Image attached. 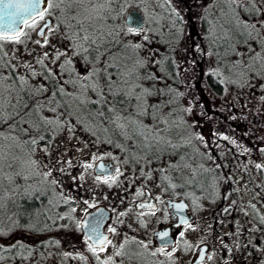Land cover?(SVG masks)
I'll return each mask as SVG.
<instances>
[{
	"label": "trees",
	"instance_id": "trees-1",
	"mask_svg": "<svg viewBox=\"0 0 264 264\" xmlns=\"http://www.w3.org/2000/svg\"><path fill=\"white\" fill-rule=\"evenodd\" d=\"M147 1L151 6L145 0H49L45 10L59 29L57 34L50 35L45 45L30 44V56L23 63H16L0 45V139H11L16 146L11 162L24 170L20 175L28 174L34 200L42 198L37 193L50 192V183L39 171L36 157H31V141L47 145L55 135L67 132L104 145L111 142L121 154L144 153L147 156L140 158L157 166L158 184L168 195L183 197L194 210L201 200L216 203L211 209L213 227L231 214L236 199L228 165L237 153L230 144L223 150L221 139H204L203 132L188 122L189 108L180 105L183 88L174 61L179 31L161 19L171 17L180 28L176 4L199 12L196 63L199 66L205 53L212 57L214 66L204 79L219 94L222 78L232 81L252 66L264 75L260 14L264 0ZM128 6L140 9L144 26L157 30L163 43L152 61L147 62L123 23ZM217 7L227 16L224 29L219 19L216 24L210 21L208 28V17L216 15ZM254 41L257 48L252 51ZM246 45L251 54L242 53ZM256 173L264 178L261 167ZM9 242L0 238V247ZM225 249L233 252L235 245Z\"/></svg>",
	"mask_w": 264,
	"mask_h": 264
},
{
	"label": "rangeland",
	"instance_id": "rangeland-1",
	"mask_svg": "<svg viewBox=\"0 0 264 264\" xmlns=\"http://www.w3.org/2000/svg\"><path fill=\"white\" fill-rule=\"evenodd\" d=\"M145 2L151 6V2L147 0ZM82 6L80 5L79 8ZM44 12L45 16L50 17L47 10H44ZM175 12L181 22L180 28L173 24L171 17H162L161 20L165 26L171 29L177 28L179 31L178 45L174 50V61L181 79L180 85L183 88L180 105L189 108L188 122L192 123L193 128L200 129L203 132L201 134L204 139L208 137L209 139H221L222 145L220 146L223 150L226 151L227 145L230 144L237 153L233 161L229 160L228 165L229 184L236 195V199L233 201L231 214L222 219L216 226H213L219 228L214 236L212 230H210L213 228L210 215L211 209L216 203L201 200L195 210L190 208L192 218L184 228V231L190 234V238L187 239V248L182 249L175 246L167 255H172L171 264H187L188 260L195 254L197 245L206 242L210 243L211 246L207 250L204 264H223L225 258H233L234 264H264V178L261 179L256 173V164L261 165L264 173V144H260L264 141V75H259L257 69L252 66L251 71L242 73L241 76H237L236 79L233 78L232 81L222 78L223 89L219 94L212 91L204 79L205 72L214 66L212 57L205 53L199 66L196 63L200 46L197 39L201 35L198 27L199 12L189 5L184 6L181 4H176ZM260 14L264 15V13ZM143 17L145 20L144 14ZM211 17H208V28H212V26H209L210 21L216 24L217 19L220 21L221 28L226 27L227 16L223 10L217 7L216 15ZM31 23L32 19L28 24ZM213 28L215 29V27ZM35 29L31 27L23 28L22 31L25 34L20 37L19 42L0 40V45L4 48L6 54L16 63H23L30 56V44L45 45L50 35L59 32V29L51 24V21L45 27L39 39L35 37ZM156 31L149 30L144 26L131 35L132 41L139 45L141 54L145 56L147 62L154 60L159 52L163 50V43ZM53 43L51 42L49 45L52 46ZM250 47L254 51L257 48V41L251 43ZM244 51L249 52L250 48L247 49V45L243 46L242 53ZM262 60L264 61V59ZM262 63L264 64V62ZM256 64L260 65L259 63ZM78 68H82V66L78 65ZM2 112L4 115V110ZM22 136L26 137V135ZM245 139H248L251 143H248ZM19 140L24 141L26 139ZM17 152L16 146L11 144V139H0V169H2V164L6 163V165L4 164L6 167L0 171L7 172L8 175L12 167L14 169L18 168L15 166V160L12 161L15 167L12 166L13 163L11 162L12 155ZM122 155L116 145L111 142L104 145L93 141V139H82L74 134L61 132L52 137L45 148H40V144L35 143L31 157H36L39 171L44 173V178L51 184L49 188L50 195L45 199L58 200L57 193L61 183L58 170L62 163H65L69 169L75 170V174L84 178L87 184L91 183L92 165L96 159L111 158L114 159V162H117L120 161L119 159L124 158V155ZM134 157L140 159L143 156ZM21 158H19V161ZM131 160L136 161L137 159L131 158ZM86 165H91V167H86ZM150 165L151 163L145 160L144 167L153 169L152 174L147 176L148 180L155 179L158 170L157 166L152 167ZM124 172L122 169L118 174L123 175ZM74 182L75 180L71 177L66 182L69 186L64 184V188H66L65 195L67 198L78 200L74 193V187H72ZM78 182L80 183V181ZM2 183L6 184L9 181L3 180ZM152 186L154 187V185ZM159 189L157 188L155 192L159 194L161 206L164 207L163 198L168 195L162 189ZM41 194L43 193H37L36 196ZM46 194H48L47 191ZM127 198L133 199L134 193L131 196L127 195ZM162 207L159 211V217L164 221L165 214ZM74 210H78V207H75ZM205 228L210 230L207 236L203 233ZM144 241H149L147 236ZM229 245H235L234 251L228 252L225 249V254L222 255V246ZM52 258L57 259L58 256L51 254ZM50 262L52 263V260ZM58 264L61 263L58 262Z\"/></svg>",
	"mask_w": 264,
	"mask_h": 264
},
{
	"label": "flooded vegetation",
	"instance_id": "flooded-vegetation-1",
	"mask_svg": "<svg viewBox=\"0 0 264 264\" xmlns=\"http://www.w3.org/2000/svg\"><path fill=\"white\" fill-rule=\"evenodd\" d=\"M123 155L124 158L117 162L111 158H98L108 163L111 172L107 175L95 173L92 165L91 183L87 184L84 178L75 174V170L62 163L58 170L61 181L58 200L45 199L50 195L48 190V194L38 195L42 198L34 200L33 193L28 190V174L25 177L19 174L24 170L12 167L8 175L0 171V238L10 240L9 246L0 247V264H50L51 260V264H171L172 255L168 256V252L175 246L187 248L190 234L184 228L192 218V207L185 200L190 218L178 223L168 201L181 196L167 194L162 207L160 196L155 192L160 188L157 177L149 179L151 181L147 177L153 169L145 168V161L141 158L131 160V156L147 155ZM122 169L124 174H118ZM71 177L75 180L72 187L78 200L65 195L64 187L69 186L66 182ZM3 180L9 183L3 184ZM132 193L134 198L128 199L127 195ZM75 207L78 210H74ZM161 207L164 221L159 217ZM95 208L99 210L85 218ZM214 220L211 215L212 224ZM162 228H167L169 243L156 241V231ZM209 231L205 228L203 233L207 236ZM211 232L213 236L217 234ZM146 236L148 242L144 241ZM105 239L110 243L102 244L101 240ZM201 243L205 244L204 256L192 264H204L206 260L211 245ZM224 246L222 255L225 254ZM90 247L96 252L93 253ZM101 247L103 251H100ZM51 254L58 258L51 259ZM195 255L196 252L187 264H191ZM223 264H234V260L225 258Z\"/></svg>",
	"mask_w": 264,
	"mask_h": 264
},
{
	"label": "water",
	"instance_id": "water-1",
	"mask_svg": "<svg viewBox=\"0 0 264 264\" xmlns=\"http://www.w3.org/2000/svg\"><path fill=\"white\" fill-rule=\"evenodd\" d=\"M13 3L28 5L29 0H0V32L5 34H11L13 30H22L24 27V21L30 20L28 11L9 6ZM46 5L47 0H41L40 9L44 11ZM50 21L51 19L49 16H44V20H42L35 29V35L37 37L42 36L45 27L50 24ZM123 23L127 28L130 26L135 29L142 28L144 25L142 12L136 7H129L123 14ZM43 146L44 144H41L40 148H43ZM93 171L103 175H107L111 172L108 163L104 162L102 159H98L94 162ZM168 203L172 205L178 223L190 218V215L186 212L187 203L183 197L169 199ZM97 210H99V208L93 209L88 215L86 214L85 218L90 215L92 216ZM163 233H167V228H162L156 231V241L160 244L169 243L170 237L168 234L162 236ZM204 250L205 244L201 243L197 247L196 255L191 264L200 261L203 258L205 253Z\"/></svg>",
	"mask_w": 264,
	"mask_h": 264
},
{
	"label": "snow or ice",
	"instance_id": "snow-or-ice-1",
	"mask_svg": "<svg viewBox=\"0 0 264 264\" xmlns=\"http://www.w3.org/2000/svg\"><path fill=\"white\" fill-rule=\"evenodd\" d=\"M233 2H235V0H233ZM40 3H41V0H29L28 5L13 3L9 6L10 7H16L18 9H24L25 11H28V15H29V18L32 19V23L28 24L27 21L25 20L24 24L26 27L36 28L39 21L44 20V16H45V12L40 9ZM49 7H51V5H49ZM33 16L36 18H33ZM128 31L134 33L136 31V29L130 26L128 28ZM24 34L25 33L22 30H13L11 34H5L3 32H0V40H4V41L12 40L15 42H19L20 37ZM85 39H87V37H85ZM136 47H139V45H137ZM0 119H3V117L0 116ZM46 123L50 124V123H52V121H46ZM31 142L33 144L36 143V141L34 139ZM86 167H91V165H86ZM256 167L259 168V167H261V165L258 164V165H256ZM105 182H107V181H105ZM53 183H55V181H53ZM109 231H115V230L109 229ZM166 235H167V233L162 234V236H166ZM181 236H183V233H181ZM101 243L102 244L110 243V241H106V239H105V240H101ZM90 250L93 251V253L96 252V249L93 247H90ZM103 250H104L103 247H101L100 251H103Z\"/></svg>",
	"mask_w": 264,
	"mask_h": 264
}]
</instances>
